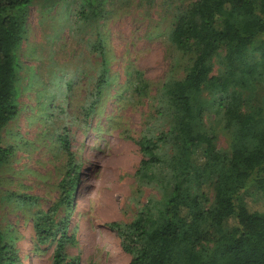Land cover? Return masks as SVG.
<instances>
[{
    "label": "rangeland",
    "instance_id": "374dc122",
    "mask_svg": "<svg viewBox=\"0 0 264 264\" xmlns=\"http://www.w3.org/2000/svg\"><path fill=\"white\" fill-rule=\"evenodd\" d=\"M197 0H33L18 50L17 117L0 134L11 159L0 165V232L13 243L19 264H52L60 234L39 244L36 221L56 206L68 157L79 174L65 233L73 240L64 252L80 264H128L110 224H129L155 185L136 176L142 155L137 142L147 127L166 130L157 111L165 83L184 77L186 60L169 41L178 13ZM87 13L81 19L80 13ZM95 12V15L93 13ZM105 70L101 92L96 82ZM220 67L213 61L211 75ZM204 108L195 130L208 132L220 152L230 138L212 106L214 96L198 97ZM206 105H205V103ZM208 183L210 200L212 181ZM251 186L241 204L264 212ZM66 216L58 208L55 225Z\"/></svg>",
    "mask_w": 264,
    "mask_h": 264
},
{
    "label": "trees",
    "instance_id": "16d2710c",
    "mask_svg": "<svg viewBox=\"0 0 264 264\" xmlns=\"http://www.w3.org/2000/svg\"><path fill=\"white\" fill-rule=\"evenodd\" d=\"M32 2L0 0V134L18 115L17 54ZM86 2L93 7V0ZM169 41L186 60L185 74L162 87L157 114L166 130L156 134L147 127L137 142L138 181L155 185L160 198L149 199L131 223L109 227L130 255L128 264H264V212L250 211L240 199L254 186L264 205V0H197L178 13ZM214 60L220 67L215 76ZM104 74L97 79L98 92L106 84ZM204 90L214 96L229 153L218 151L208 132L195 130L204 113L198 98ZM62 148L68 163L61 195L36 221L35 234L39 244L60 234L52 264H80L64 252L73 243L65 229L79 174L66 140ZM12 155L0 145V165ZM207 181L214 183L212 200ZM60 207L66 216L57 226ZM0 264H19L14 244L1 232Z\"/></svg>",
    "mask_w": 264,
    "mask_h": 264
}]
</instances>
